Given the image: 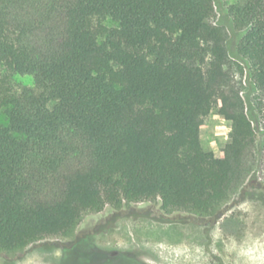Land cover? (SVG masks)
Here are the masks:
<instances>
[{
    "label": "trees",
    "instance_id": "16d2710c",
    "mask_svg": "<svg viewBox=\"0 0 264 264\" xmlns=\"http://www.w3.org/2000/svg\"><path fill=\"white\" fill-rule=\"evenodd\" d=\"M245 87L264 120V0H0V252L107 205L216 220L264 174ZM214 106L219 158L200 141Z\"/></svg>",
    "mask_w": 264,
    "mask_h": 264
},
{
    "label": "rangeland",
    "instance_id": "374dc122",
    "mask_svg": "<svg viewBox=\"0 0 264 264\" xmlns=\"http://www.w3.org/2000/svg\"><path fill=\"white\" fill-rule=\"evenodd\" d=\"M236 1L222 3L228 7ZM220 18L218 13L214 21ZM105 24L112 26L109 21ZM235 42L232 37L231 52ZM32 84L29 77L11 80L16 91ZM253 94L245 87L247 115L261 148L264 120L249 103ZM6 123L0 111V125ZM229 133L230 125L214 106L200 130L203 149L219 158L229 142ZM220 213L223 216L217 222L183 212L166 213L159 199L124 204L120 209L107 205L99 213H84L67 238L42 240L16 252H0V264H264V174L260 166L241 193L217 215ZM111 218L106 233L95 235ZM78 237L84 241L74 248ZM62 247H70V252L63 253Z\"/></svg>",
    "mask_w": 264,
    "mask_h": 264
},
{
    "label": "flooded vegetation",
    "instance_id": "af4514ba",
    "mask_svg": "<svg viewBox=\"0 0 264 264\" xmlns=\"http://www.w3.org/2000/svg\"><path fill=\"white\" fill-rule=\"evenodd\" d=\"M115 217H117V216H115ZM145 218H148V217H145ZM112 220H113V219L111 218L110 220H107L106 223H104V225H101V226L99 227V229L97 230V232L95 233V235H96V234H98V235H100V234H105V233H106V230L110 227V222H112ZM83 241H84V239H83L82 237H78V238L76 239L74 245L78 244V246H80V245L82 244ZM74 245H73V246H74ZM61 249H62V252H63V253H68V252H70V247H62ZM50 251H51V250H50ZM134 264H141V263H134Z\"/></svg>",
    "mask_w": 264,
    "mask_h": 264
},
{
    "label": "water",
    "instance_id": "95a60500",
    "mask_svg": "<svg viewBox=\"0 0 264 264\" xmlns=\"http://www.w3.org/2000/svg\"><path fill=\"white\" fill-rule=\"evenodd\" d=\"M223 216V213H220V215H218L217 219H216V222L218 219H220L221 217Z\"/></svg>",
    "mask_w": 264,
    "mask_h": 264
}]
</instances>
